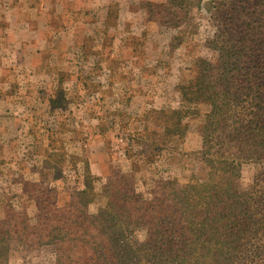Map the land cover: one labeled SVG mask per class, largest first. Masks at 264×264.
I'll list each match as a JSON object with an SVG mask.
<instances>
[{
	"label": "rangeland",
	"instance_id": "obj_1",
	"mask_svg": "<svg viewBox=\"0 0 264 264\" xmlns=\"http://www.w3.org/2000/svg\"><path fill=\"white\" fill-rule=\"evenodd\" d=\"M263 105L264 0H0V264L147 263L175 186L264 264Z\"/></svg>",
	"mask_w": 264,
	"mask_h": 264
},
{
	"label": "trees",
	"instance_id": "obj_2",
	"mask_svg": "<svg viewBox=\"0 0 264 264\" xmlns=\"http://www.w3.org/2000/svg\"><path fill=\"white\" fill-rule=\"evenodd\" d=\"M219 0H214V3ZM233 75V74H231ZM231 75H228L231 77ZM220 83V87L223 85L224 88L220 89V91H226V88H234L231 83L228 81H218ZM260 90V89H259ZM251 92V91H250ZM256 98L260 97V94L254 95ZM264 111V105L262 112ZM222 111L220 115H223ZM259 118L260 116L257 115ZM261 120V119H260ZM253 135H261L260 130H262V126L254 127ZM173 181H168L167 184H173ZM166 184V185H167ZM172 188L171 191H168L167 200L170 205H168V210L163 220L159 223V226H163V221H165L166 234L163 235L165 239L164 247L155 246L153 249L155 250L152 257L147 259V263L142 264H196L193 263L194 258L201 259L202 252L204 247V239H203V231L202 229L208 226V229L211 230L215 227V219L214 217H203L199 215L194 210V203L189 202L187 199V193L184 190V187ZM86 190L81 192L85 194ZM184 193V194H183ZM225 209V206L223 207ZM223 211H219V216L216 219L220 218ZM235 216V215H234ZM108 217V219H107ZM115 217L113 215L105 214L103 211H98L96 215L89 216L90 220V229H93L94 225L101 226L104 222H110L112 218ZM223 218L226 219V222L219 221L218 226L222 229L223 237H232L227 242H225L220 248L223 251L219 254L217 249L215 250L216 259L213 264H239L244 263V259H248L251 254V246H241L238 244L241 241V237L239 234L233 231V228L238 229L240 225L246 224L248 221V216L243 214L240 216L229 217L223 215ZM107 219V220H106ZM92 224V225H91ZM168 226V227H167ZM243 255L244 257H241ZM146 255L140 257V260L145 258ZM127 257L133 259H139V255H133L131 253H127Z\"/></svg>",
	"mask_w": 264,
	"mask_h": 264
}]
</instances>
